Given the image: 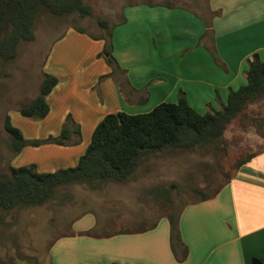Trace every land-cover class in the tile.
Wrapping results in <instances>:
<instances>
[{
	"label": "crops",
	"instance_id": "1",
	"mask_svg": "<svg viewBox=\"0 0 264 264\" xmlns=\"http://www.w3.org/2000/svg\"><path fill=\"white\" fill-rule=\"evenodd\" d=\"M116 11L119 20L109 23L114 71L97 58L100 40L67 28L52 45L75 48L61 58L69 74L66 88L56 85L46 100L55 103L70 89L88 95L81 106L89 136L107 114H144L160 103H176L180 95L200 114L218 111L228 91L245 84L248 59L256 54L264 61V0H128ZM164 220L93 238L78 236L97 228L95 218L84 214L50 245L51 264H264V151L240 166L214 198L184 206L178 231L188 253L180 263Z\"/></svg>",
	"mask_w": 264,
	"mask_h": 264
},
{
	"label": "rangeland",
	"instance_id": "2",
	"mask_svg": "<svg viewBox=\"0 0 264 264\" xmlns=\"http://www.w3.org/2000/svg\"><path fill=\"white\" fill-rule=\"evenodd\" d=\"M127 1L86 0L92 9V17L86 18L77 14L54 16L43 10L33 25L34 40L20 43L15 59L0 64V174L6 173L8 167H33L40 173H53L77 164L91 136V127L85 121L86 114L81 106L88 95L81 91L77 95L70 89L66 97L58 94L55 103L46 100L49 112L42 119L25 118L19 110L37 97L44 74L54 77L58 86L66 85L64 76L69 74L61 58L71 56L75 47L59 41L52 50L55 40L70 28L92 42L102 41L104 47L109 41L107 31L102 30L95 19H104L108 24L119 20L116 10ZM160 1L185 5L205 2ZM103 47L97 58L111 69ZM110 50L116 63L112 46ZM71 65L73 73L76 60L72 59ZM79 83L82 89L83 84ZM192 104L195 108L201 106L198 99H193ZM5 117L27 143L37 142L38 145L28 144L13 154L9 136L3 128ZM75 125L80 130L79 138L71 134L63 145L52 140L59 139L62 129L71 130ZM262 151L264 97L248 104L227 125L217 142L190 151L167 150L151 155L126 182L102 183L95 189L87 184H69L57 188L51 199L41 206L0 210V264H51L49 248L52 242L69 232L72 222L87 213L97 221L94 233L106 235L143 229L160 218L176 217L185 205L198 201L203 195L210 196L224 186L233 177L239 160Z\"/></svg>",
	"mask_w": 264,
	"mask_h": 264
},
{
	"label": "trees",
	"instance_id": "3",
	"mask_svg": "<svg viewBox=\"0 0 264 264\" xmlns=\"http://www.w3.org/2000/svg\"><path fill=\"white\" fill-rule=\"evenodd\" d=\"M85 1L0 0V64L15 59L20 43L34 40L33 25L41 11L54 16L77 14L81 18L92 17V9ZM95 20L102 30L107 31L109 40L107 21L101 18ZM107 42L103 53L114 71L117 65L110 55V42ZM56 85L54 77L44 74L39 94L28 106L19 110L20 115L32 119L44 118L49 112L46 97ZM260 97H264V61L255 54L247 61L245 84L236 90H229L226 104L218 111L201 115L180 95L176 103H160L144 114H107L95 126L84 154L74 167L53 173H39L33 167H8L6 173L0 174V210L41 206L51 199L57 188L69 184H87L95 189L102 183L126 182L139 164L151 155L167 150L190 151L217 142L227 125ZM3 128L9 136V148L13 154L28 144L38 145L37 142L27 143L20 131L10 125L8 117L4 119ZM71 134L79 138V127L75 125L71 130L64 128L59 139L52 140L63 145ZM254 155L239 160L236 170ZM221 188L210 196L203 195L199 202L214 198ZM178 217L168 216L166 219L170 250L180 263L186 259L188 250L179 236ZM78 236L98 237L93 230L78 233ZM252 264L263 263L253 259Z\"/></svg>",
	"mask_w": 264,
	"mask_h": 264
}]
</instances>
